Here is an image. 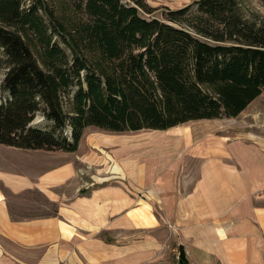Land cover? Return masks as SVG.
I'll use <instances>...</instances> for the list:
<instances>
[{"label":"trees","instance_id":"obj_1","mask_svg":"<svg viewBox=\"0 0 264 264\" xmlns=\"http://www.w3.org/2000/svg\"><path fill=\"white\" fill-rule=\"evenodd\" d=\"M248 1L148 18L145 0H0V143L74 152L89 126L236 117L264 92V17Z\"/></svg>","mask_w":264,"mask_h":264},{"label":"crops","instance_id":"obj_2","mask_svg":"<svg viewBox=\"0 0 264 264\" xmlns=\"http://www.w3.org/2000/svg\"><path fill=\"white\" fill-rule=\"evenodd\" d=\"M256 99L236 116L239 128L221 133L215 119L138 140L128 135L139 131L89 126L74 152L1 153L0 264H177L181 248L188 264H264ZM33 193L54 211L17 213L15 201Z\"/></svg>","mask_w":264,"mask_h":264},{"label":"rangeland","instance_id":"obj_3","mask_svg":"<svg viewBox=\"0 0 264 264\" xmlns=\"http://www.w3.org/2000/svg\"><path fill=\"white\" fill-rule=\"evenodd\" d=\"M127 1V0H126ZM151 7L156 8V10H154L152 13H146L141 11L142 15L148 18L151 17H162L163 12H165V10L168 9H178L181 8L189 3H192L194 0H145ZM245 6V10H247L248 12H255L260 14L262 17H264V5L261 3L260 0H249L248 2H246ZM254 104L259 105L258 107L255 108V110L249 114L252 115L250 118L251 120H253V122L255 121V117L254 115H260L262 116V113L264 112V92L261 96H259L256 101L254 102ZM246 113L244 112L242 114V117L245 116ZM247 116H245V120ZM38 120H44L42 126L43 127H47L50 126V123L48 121H46V119H44V117L39 114L37 116ZM240 120H242L241 118L239 119L238 117H222V118H217L215 119V124L217 125H213V129L212 131L217 132V133H221L219 131L224 130L225 127L230 126L229 124L231 123V128L232 130L239 128L240 125ZM193 123L195 125V127L197 126L196 124H199V126H201V124H203L204 122L202 121H198ZM192 124V123H191ZM193 125V126H194ZM204 127V126H202ZM200 128V127H199ZM153 130H149V129H145L143 130H139V132H137V134H132V135H128V136H132L129 138L132 139H144L146 138L147 134L152 133ZM161 132H165V131H161ZM171 131H169L170 133ZM175 132V131H172ZM171 132V133H172ZM139 133V134H138ZM156 133V132H155ZM170 133V134H171ZM158 134V133H157ZM164 141V140H163ZM170 142V141H169ZM17 150V151H14ZM58 151H64L62 149H54V150H46V149H42L40 151H28V150H19L16 149L13 146H8L5 144H1L0 143V154L4 153L7 155V158L9 160L11 159H16L17 157L19 158H25L26 159H31L34 158L35 156H50L52 154H55V152ZM14 152V153H13ZM170 156V155H169ZM179 157L175 156L173 159H170V162L175 163L176 159ZM1 159V157H0ZM171 163V164H172ZM186 163L190 164L191 161H187ZM16 205H17V213H48V212H52L54 211V205L51 204L48 200L45 199V197L39 193H33V194H28V195H23L21 197H19L17 199V201H15ZM21 211V212H19Z\"/></svg>","mask_w":264,"mask_h":264},{"label":"water","instance_id":"obj_4","mask_svg":"<svg viewBox=\"0 0 264 264\" xmlns=\"http://www.w3.org/2000/svg\"><path fill=\"white\" fill-rule=\"evenodd\" d=\"M36 122H33V124H35Z\"/></svg>","mask_w":264,"mask_h":264},{"label":"bare ground","instance_id":"obj_5","mask_svg":"<svg viewBox=\"0 0 264 264\" xmlns=\"http://www.w3.org/2000/svg\"><path fill=\"white\" fill-rule=\"evenodd\" d=\"M158 141H159V139H158Z\"/></svg>","mask_w":264,"mask_h":264},{"label":"built area","instance_id":"obj_6","mask_svg":"<svg viewBox=\"0 0 264 264\" xmlns=\"http://www.w3.org/2000/svg\"><path fill=\"white\" fill-rule=\"evenodd\" d=\"M84 173V172H83Z\"/></svg>","mask_w":264,"mask_h":264}]
</instances>
